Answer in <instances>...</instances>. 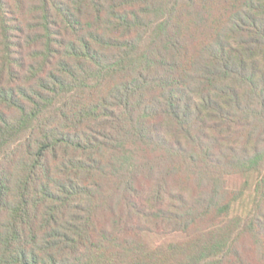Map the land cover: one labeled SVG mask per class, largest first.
<instances>
[{
  "label": "trees",
  "instance_id": "trees-1",
  "mask_svg": "<svg viewBox=\"0 0 264 264\" xmlns=\"http://www.w3.org/2000/svg\"><path fill=\"white\" fill-rule=\"evenodd\" d=\"M0 264H264V0H0Z\"/></svg>",
  "mask_w": 264,
  "mask_h": 264
},
{
  "label": "rangeland",
  "instance_id": "rangeland-1",
  "mask_svg": "<svg viewBox=\"0 0 264 264\" xmlns=\"http://www.w3.org/2000/svg\"><path fill=\"white\" fill-rule=\"evenodd\" d=\"M231 183H232V184H236V185H238V184L240 183V178H233V179L231 180Z\"/></svg>",
  "mask_w": 264,
  "mask_h": 264
}]
</instances>
